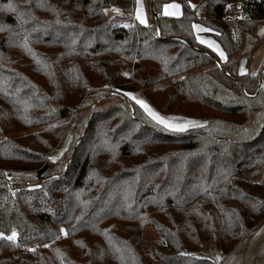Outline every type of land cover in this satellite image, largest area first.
<instances>
[{
	"label": "trees",
	"instance_id": "obj_1",
	"mask_svg": "<svg viewBox=\"0 0 264 264\" xmlns=\"http://www.w3.org/2000/svg\"><path fill=\"white\" fill-rule=\"evenodd\" d=\"M169 1L146 0L144 25L136 0H0V232L18 234L0 238V264H221L264 223V60L240 72L264 0L237 20L239 0H177L180 16L163 13ZM118 87L203 123L176 131L131 98L106 104Z\"/></svg>",
	"mask_w": 264,
	"mask_h": 264
},
{
	"label": "rangeland",
	"instance_id": "obj_2",
	"mask_svg": "<svg viewBox=\"0 0 264 264\" xmlns=\"http://www.w3.org/2000/svg\"><path fill=\"white\" fill-rule=\"evenodd\" d=\"M31 4H38L40 0H29ZM172 3H178L177 0H171ZM244 0L240 1L238 14L242 16V8H243ZM171 3V4H172ZM143 9V14L149 23L151 21L150 13L148 11V6L146 4V0L143 3V0L140 1V5L136 2V8L133 13V21L138 23L136 19V9L141 7ZM112 10V9H111ZM264 28V22L258 23L254 29L245 35V44L243 51L241 53V66L247 70L248 67L246 66V62L248 58H251L250 61V70L252 72H257L261 66L262 61L264 60V41L259 40L262 36L261 29ZM210 39V38H209ZM258 42V45H256ZM257 46V47H256ZM221 49V48H220ZM241 69V68H240ZM177 78H173L170 81H175ZM106 88L110 87L108 85L104 86ZM112 88V87H111ZM126 93H131L132 95H126ZM113 98L109 99L106 104H113L118 102L123 98H131L137 102V99L143 100L146 102L154 111L158 112L160 115L168 117V118H177L174 122L176 123H184L185 121H193L194 123L189 125L186 129L194 126H198L202 124V121L185 118V117H178V116H169L161 113L156 107H154L147 99H145L144 95L141 92H134L130 91L125 88L118 87V90H113L109 93ZM135 97V99L133 98ZM98 102H91L89 106L85 107V109H79L74 115L70 116L69 118L65 119L63 122L67 125L70 124L71 126L74 124L78 117H82L86 114H91L93 110H95L98 106ZM140 105V104H139ZM164 126V125H163ZM38 128H32L31 131L36 130ZM170 129V128H168ZM185 129V130H186ZM173 130V129H171ZM71 140V133L68 132L66 135L64 142L60 149L52 156V157H59L61 153L68 147ZM47 166V165H46ZM43 167V166H42ZM13 174H24L29 175L32 172H13ZM158 239L157 234L154 232L151 226L146 227L145 230V244L148 249H151L152 243ZM202 251L207 253V255H211L212 258L215 260H221L223 258L222 253L219 251L218 248L214 247L210 242H206L203 244ZM220 259H217V257ZM224 264H264V223L261 224L259 227L254 229L251 233H249L246 238L241 241L236 248L230 253V256L225 261Z\"/></svg>",
	"mask_w": 264,
	"mask_h": 264
},
{
	"label": "snow or ice",
	"instance_id": "obj_3",
	"mask_svg": "<svg viewBox=\"0 0 264 264\" xmlns=\"http://www.w3.org/2000/svg\"><path fill=\"white\" fill-rule=\"evenodd\" d=\"M137 4L140 5V0H136ZM38 7H44V4L42 2H38L37 4ZM9 8H11L12 6L9 5ZM180 5L177 3H172V4H168L165 5V15H174V16H179L181 14L180 12ZM192 7H195V5H192ZM228 7H232V5H228ZM237 7H239V5H237ZM168 9H173V11H168ZM105 13L108 11V9H104L103 10ZM112 11L114 12H119L120 9L118 8H113ZM136 19L139 21L140 24H144L147 25V20L143 14V9L142 6L138 7L136 9ZM242 18V17H241ZM193 29H195L197 32H203V31H212V29H205L203 28L201 25L199 24H194L192 25ZM261 33L264 34V28L261 29ZM219 34V33H217ZM196 39L201 43V44H206L208 47L212 48L214 51H216L219 55V57L221 59L226 60L227 57L224 53L223 50L220 49L219 45H217L214 41L211 40H204L203 38H201L200 36H196ZM241 74H246L247 70L243 67V65L241 66L240 69ZM125 75H127V73H125ZM251 75L255 76L256 73L252 72ZM126 95L131 96V93H126ZM135 99V97H133ZM137 103L140 104V106L145 110V112H147V114L155 121H157L159 124L164 125L166 128H170L176 131H184L189 125L193 124V121H185L184 123H176L174 122L177 118H168L165 116L160 115L158 112L154 111L146 102H144L143 100H139L137 99ZM49 159L51 160H56L58 159V157H49ZM6 175V174H5ZM38 187V186H37ZM60 232L67 236V231L63 228L60 229ZM17 232L15 229L12 230L10 235L5 236L4 233L0 232V238H4L7 239L8 241H15L17 239ZM80 243V242H78ZM45 247H48V245H45ZM30 251H35L34 249H29ZM217 259H220V257L218 256Z\"/></svg>",
	"mask_w": 264,
	"mask_h": 264
},
{
	"label": "crops",
	"instance_id": "obj_4",
	"mask_svg": "<svg viewBox=\"0 0 264 264\" xmlns=\"http://www.w3.org/2000/svg\"><path fill=\"white\" fill-rule=\"evenodd\" d=\"M141 1V0H140ZM145 2V0H143V3ZM172 2H171V0L169 1V2H167V3H165L164 4V7H163V13H165V5H168V4H171ZM179 3V5L181 6V4H180V2H178ZM168 11H173V9H168ZM180 12H181V14H182V6L180 7ZM180 14V15H181ZM179 15V16H180ZM171 16H174V15H171ZM139 22V21H138ZM148 23V22H147ZM194 24H199V25H201L203 28H205V29H210L209 27H207V26H205L204 24H202V23H200V22H196V23H194ZM195 30V29H194ZM195 32H196V35L197 36H200L201 38H203L204 40H211V41H214L217 45H219V43L216 41V39L214 38V36L212 35V33H213V30L212 31H203V32H197L196 30H195ZM210 38V39H209ZM206 45V44H205ZM219 47L221 48V50H223L222 49V47L219 45ZM224 51V50H223ZM225 53V52H224ZM226 55V54H225ZM222 60H224V59H222ZM230 256V254L229 255H227L225 258H224V260L222 261V263L221 264H224L225 263V261L228 259V257Z\"/></svg>",
	"mask_w": 264,
	"mask_h": 264
},
{
	"label": "built area",
	"instance_id": "obj_5",
	"mask_svg": "<svg viewBox=\"0 0 264 264\" xmlns=\"http://www.w3.org/2000/svg\"><path fill=\"white\" fill-rule=\"evenodd\" d=\"M237 5H240V0L235 4V8L233 9L232 12H230V17L233 19V20H237L239 18V14H238V8Z\"/></svg>",
	"mask_w": 264,
	"mask_h": 264
}]
</instances>
